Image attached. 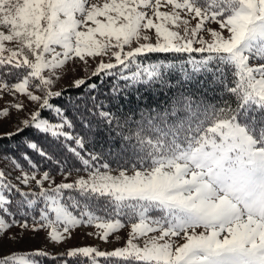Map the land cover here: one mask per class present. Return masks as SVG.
<instances>
[{"label": "snow or ice", "instance_id": "1", "mask_svg": "<svg viewBox=\"0 0 264 264\" xmlns=\"http://www.w3.org/2000/svg\"><path fill=\"white\" fill-rule=\"evenodd\" d=\"M4 94L37 107L0 133V264H264V0H0ZM84 225L130 231L21 247Z\"/></svg>", "mask_w": 264, "mask_h": 264}, {"label": "rangeland", "instance_id": "2", "mask_svg": "<svg viewBox=\"0 0 264 264\" xmlns=\"http://www.w3.org/2000/svg\"><path fill=\"white\" fill-rule=\"evenodd\" d=\"M210 27L218 28L219 26L216 24H211ZM151 38L152 42H155V34L154 30L149 31L147 33ZM206 38L207 37V34ZM89 70L93 69L95 67V62L90 61L89 62ZM72 65H68L66 68V74H61L60 79L57 81L55 87L53 90H60L61 88L68 87L72 80L75 78H79L83 76L85 73L81 70L84 68V65L78 64L75 67L77 68V71L74 73L68 69H70ZM19 100L23 101L26 105V108L24 111H17L14 108H10V115L9 117H0V133L7 132V131H13L16 126L19 125V121L26 118L28 113L30 111H34L37 107L35 103L29 102L24 96L19 95L17 97ZM10 102H14L13 97L4 94L3 96H0V110H2L4 107L9 106ZM114 168V167H113ZM0 170H4L6 173L9 174V179L12 180L13 183H18L16 180V177L21 174L19 169H15L12 163L8 160L0 158ZM25 170H29L25 168ZM53 175L56 176L57 182H60L61 176L57 175L56 173H53ZM78 175H86L84 171L80 172H73V175L71 179H75ZM47 186V184H45ZM21 187H24L21 185ZM27 190V188H25ZM12 232H19L20 229L18 227H14ZM96 231L94 226H78L77 229L73 230V235L70 239H68L66 242L56 245L48 240H45V233L43 231L39 232L35 235V238L32 239V233H26V239L25 243L21 245V247H46L47 249L51 250L52 252H59L62 251L68 247L73 246H85V245H92L96 246L101 250H111L114 247L122 246L126 239H127V233L130 231V227L126 226L125 228L113 233L109 237L108 242H104L103 240L99 239L97 236L94 235H88L89 232ZM119 236L120 239L117 240L116 237Z\"/></svg>", "mask_w": 264, "mask_h": 264}, {"label": "trees", "instance_id": "3", "mask_svg": "<svg viewBox=\"0 0 264 264\" xmlns=\"http://www.w3.org/2000/svg\"><path fill=\"white\" fill-rule=\"evenodd\" d=\"M63 89H67L66 94H69V93H71V94H75V90L70 89L69 86L66 87V88H63ZM142 91H143V90H142ZM143 96H144V100L147 102V104H145V103H141V104H140V108H144V107H146L148 104H152V99H153V97H152V93H151V92H146V91H145V92H143ZM130 99H131L132 102H133L131 106H135V96L130 97ZM159 99H160L161 101H163V99H164V95L161 94L160 97H159ZM125 111H127V108H125ZM45 115H47V113H45ZM135 118H136V119H139V112H138V111H137V113H136ZM17 139H18V138H17ZM3 143H4V144H8V143H10V141L5 140V141H3ZM87 151H93V149L88 148ZM95 151H99V148L95 149ZM35 159H39V158H35ZM22 163H24V162H22ZM77 166H79V165H77ZM112 167L115 168L116 165L113 164ZM25 168H27L26 163H25ZM41 171H43V169H41ZM81 171H83V170H81Z\"/></svg>", "mask_w": 264, "mask_h": 264}]
</instances>
